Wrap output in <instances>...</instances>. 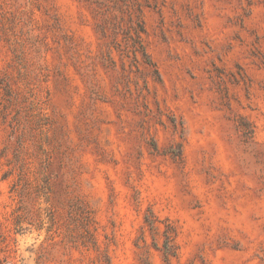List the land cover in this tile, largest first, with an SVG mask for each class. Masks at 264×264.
Here are the masks:
<instances>
[{"label":"rangeland","instance_id":"1","mask_svg":"<svg viewBox=\"0 0 264 264\" xmlns=\"http://www.w3.org/2000/svg\"><path fill=\"white\" fill-rule=\"evenodd\" d=\"M0 264H264V0H0Z\"/></svg>","mask_w":264,"mask_h":264}]
</instances>
